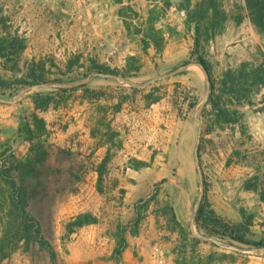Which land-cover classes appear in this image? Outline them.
Returning a JSON list of instances; mask_svg holds the SVG:
<instances>
[{
  "label": "rangeland",
  "instance_id": "obj_1",
  "mask_svg": "<svg viewBox=\"0 0 264 264\" xmlns=\"http://www.w3.org/2000/svg\"><path fill=\"white\" fill-rule=\"evenodd\" d=\"M131 3L147 18L151 0ZM0 4L9 29L28 42L20 56H0V75L34 82L4 98L14 99L21 89L38 83L89 77L85 86L37 88L14 102H0V144L12 138L17 158L27 161L32 152L26 135L18 132L22 116L34 111L37 92L51 98L40 112L47 122L42 143L48 159L27 183L29 210L54 246L58 264H264L262 246L219 238L195 221L200 234L254 252L224 248L191 228L202 186L195 154L201 133L200 167L209 203L229 226L245 220L244 210L253 218L248 242L264 240V203L257 192L243 187L251 180L264 189L261 94L253 96L254 105L235 106L240 112L236 122L218 126L209 114L202 117L203 108L196 113L206 89L199 67L136 90L91 71L97 62L129 72L134 82H146L198 62L184 11L172 6L158 23L167 32L160 55L153 47L145 51L140 36L126 29L114 0ZM223 4L229 17L225 27L198 48L209 64L211 84L228 68L260 60L264 50V33L252 21L246 0ZM80 214H92L98 221L71 226ZM123 236L127 246L120 254ZM3 263L55 264L36 242Z\"/></svg>",
  "mask_w": 264,
  "mask_h": 264
},
{
  "label": "trees",
  "instance_id": "obj_2",
  "mask_svg": "<svg viewBox=\"0 0 264 264\" xmlns=\"http://www.w3.org/2000/svg\"><path fill=\"white\" fill-rule=\"evenodd\" d=\"M114 1L119 4L117 12L122 17L126 29L140 36L143 49L148 51L153 47L160 55L167 42V32L158 27V23L172 6L184 11L185 26L189 31H193L194 50L192 54L197 53L196 60L209 71V64L199 53L198 48L202 40H212L225 27L229 17L223 4L224 0H179L177 3L173 0H151L147 18H142L139 11L132 5V0ZM246 4L251 10L252 21L264 33V0H246ZM136 20L140 21L139 24L134 22ZM169 28L171 29V26ZM27 45L25 36L9 29L7 16L0 4V56L18 57ZM132 58L136 59L135 56ZM91 71L120 74L129 79L132 77L129 72H121L97 62H93ZM32 83L34 82L26 78L16 77L9 80L0 75V96L4 97L9 93L8 96L13 97L19 86ZM59 89L66 90L65 88ZM136 89L137 87H133V90ZM255 94H261L260 102L264 104V50L260 60L243 61L236 69H226L219 82L212 81L210 97L202 109V117L209 114L218 126L234 123L238 120L240 113L235 106L254 105L253 96ZM50 103V96L37 92L34 98V111L24 113L22 116L18 132L24 133L31 143L32 156L27 161H20L17 158L12 138L0 144V189L3 192L0 194V264H4V260L17 250L28 249L34 242L46 248L52 261L58 264L54 246L45 237L38 218L29 210L31 188L27 183V179L35 178L38 165L48 159L49 153L42 143L47 130V122L40 112L47 110ZM209 104L211 110L207 108ZM117 107H120L119 103ZM243 187L246 190L257 192L264 203V189H260L256 182L248 180L244 182ZM242 215L245 219L243 222L229 226L209 203L205 187L195 221L198 226L205 227L219 238L227 237L233 241L264 247V240L248 242L247 234L250 232L253 218L246 216L244 210H242ZM174 218H176L175 215ZM97 221L98 218L92 214H80L71 222V226H83ZM120 245L117 251L121 254L127 246L124 236Z\"/></svg>",
  "mask_w": 264,
  "mask_h": 264
},
{
  "label": "water",
  "instance_id": "obj_3",
  "mask_svg": "<svg viewBox=\"0 0 264 264\" xmlns=\"http://www.w3.org/2000/svg\"><path fill=\"white\" fill-rule=\"evenodd\" d=\"M194 67L201 68V70L204 73L205 81H206V89H205L204 98L201 100L199 106L196 109V113H198L205 106V104L207 103V101H208V99L210 97V93H211V77H210V73H209L208 69H206L205 66L201 62H190V63H187V64H183V65L177 67L176 69L172 70L171 72H169L167 74L156 76L154 78H151V79L147 80L146 82H134V81H132V80H130L128 78H124V77L119 76L117 74H110V73H98V74L103 75V76L115 77L116 79L120 80L121 82L127 83L128 85L133 86V87H136V86L144 87V86H147V85L153 83L154 81H157L159 79L166 78V77L178 74L180 72H183L186 69L194 68ZM88 80H89V77L76 79V80H73V81L67 82V83H63V82L38 83V84L27 86V87L21 89L16 94L14 99H7V98H4V97L0 96V102H14V101L18 100L19 97L22 96L23 94H26L27 92L32 91V90L37 89V88H46V87L71 88V87H74V86L85 84L86 82H88ZM200 139H201V133H199V136H198V141H197V145H196L195 154H196L197 170H198V173H199L200 178H201V185L202 186L200 188L198 201H197V203H196V205L194 207L193 215L191 217V228H192L193 232L196 235H198L199 237H201L202 239H210L213 242H215L216 244L223 246L224 248L237 250V251H241V252L252 253V252H254V250H248V249H245V248L238 247V246H236L234 244H231L229 242H225V241H222V240H219V239H216V238H212V237H207L205 235L200 234L195 228V215H196V212L198 211V208H199L200 203H201V199L204 196V192H205V187H204L203 178H202L203 174H202L201 167H200V154H199Z\"/></svg>",
  "mask_w": 264,
  "mask_h": 264
},
{
  "label": "crops",
  "instance_id": "obj_4",
  "mask_svg": "<svg viewBox=\"0 0 264 264\" xmlns=\"http://www.w3.org/2000/svg\"><path fill=\"white\" fill-rule=\"evenodd\" d=\"M176 1V0H175ZM172 8H175V6H173ZM181 12V11H180Z\"/></svg>",
  "mask_w": 264,
  "mask_h": 264
}]
</instances>
